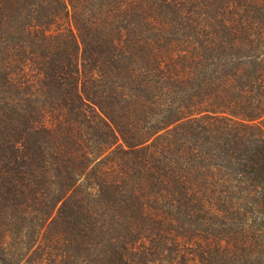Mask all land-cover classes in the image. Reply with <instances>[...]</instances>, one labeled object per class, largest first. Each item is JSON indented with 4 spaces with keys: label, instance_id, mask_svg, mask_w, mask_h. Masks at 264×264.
<instances>
[{
    "label": "trees",
    "instance_id": "trees-1",
    "mask_svg": "<svg viewBox=\"0 0 264 264\" xmlns=\"http://www.w3.org/2000/svg\"><path fill=\"white\" fill-rule=\"evenodd\" d=\"M218 10L0 0V264L59 224L76 239L115 230V247L162 229L165 209L201 257L264 264V0ZM205 117L217 123L195 126ZM197 127L220 132L222 189L194 176L188 160L211 148L187 145Z\"/></svg>",
    "mask_w": 264,
    "mask_h": 264
},
{
    "label": "rangeland",
    "instance_id": "rangeland-1",
    "mask_svg": "<svg viewBox=\"0 0 264 264\" xmlns=\"http://www.w3.org/2000/svg\"><path fill=\"white\" fill-rule=\"evenodd\" d=\"M176 4L177 8L182 9V15L192 16L197 14V11L201 13L202 17H206L212 8V5H218L220 13L224 10V7L228 5L231 0H171ZM196 11V12H195ZM228 9H226L225 15L229 14ZM219 13V14H220ZM175 14V13H173ZM177 20V19H176ZM186 29L180 26V29H175L172 33L174 37H182L183 43L186 42ZM182 44H178V49L184 47ZM178 51V50H177ZM217 121L211 117L202 118L201 123L195 121V126H211L213 127ZM205 131L201 132L199 128L195 130L191 138H186L187 145H196L197 143H202L205 147H211L207 149L206 156L204 159L202 156L193 157L187 159L189 163L194 167V176L197 178V174L206 172L209 174V181L212 185L210 188L220 187V182L222 178L227 175L225 169L221 171L220 174L215 172L216 169H220L224 164H226L221 158L218 157L216 152V147L218 146V141L221 139L218 135V131ZM218 136V140L213 136ZM194 139H192V137ZM204 142V143H203ZM182 141L179 145H182ZM213 147V148H212ZM212 166V167H211ZM199 167L200 169H198ZM215 176L214 179L212 176ZM237 184V180L235 182ZM209 188V189H210ZM166 210V211H165ZM160 210L161 223L164 224L163 228L160 229L157 226V230L148 228L152 223L149 220L147 223L140 224L144 232L137 233L141 236H126L125 239L121 238L117 242L115 247L112 243L113 237H119V233L112 230V235L107 236L110 233H105L104 235L96 234L93 237L82 238L74 237L75 234L69 235L66 231L68 230L63 224L53 226L52 229L45 235H42L40 239L34 243V246L17 262L16 264H227L221 255L218 260L212 262L208 259L206 254L205 258L199 255V251L205 248L200 247L197 244V238H190L193 233L190 231L184 236L181 231L183 224L187 223L186 218L182 217L180 221H175L174 216L176 215L174 209ZM199 217V216H198ZM256 218V214L249 212L245 215L244 219H240L239 223L243 225V220L245 225L251 224ZM200 223L203 220L200 217ZM194 228V226H192ZM36 228V226H35ZM185 233V232H184ZM104 236V237H103ZM137 237V238H136ZM91 238V239H90ZM30 243V242H29ZM205 244V243H204ZM120 252H115L119 250ZM250 249L246 250L245 253L250 255ZM122 254L120 256L119 254ZM207 253V252H206ZM125 257V258H123ZM123 258V259H122ZM126 259L127 263H125ZM256 264H261L257 261Z\"/></svg>",
    "mask_w": 264,
    "mask_h": 264
}]
</instances>
